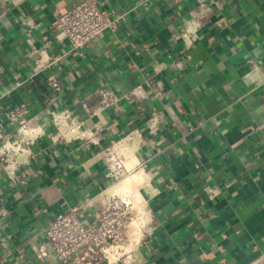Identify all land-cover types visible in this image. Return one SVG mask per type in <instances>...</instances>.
Masks as SVG:
<instances>
[{
  "label": "crops",
  "instance_id": "crops-1",
  "mask_svg": "<svg viewBox=\"0 0 264 264\" xmlns=\"http://www.w3.org/2000/svg\"><path fill=\"white\" fill-rule=\"evenodd\" d=\"M81 1L0 0V113L24 104L41 131L27 154L0 156V264H63L43 228L74 206L94 224L132 178L117 194L142 199L140 237L115 264L264 257V0H99L116 28L73 50L51 24ZM103 88L131 97L101 109ZM0 132V147L20 141L7 119ZM125 137L113 186L104 150Z\"/></svg>",
  "mask_w": 264,
  "mask_h": 264
},
{
  "label": "built area",
  "instance_id": "built-area-1",
  "mask_svg": "<svg viewBox=\"0 0 264 264\" xmlns=\"http://www.w3.org/2000/svg\"><path fill=\"white\" fill-rule=\"evenodd\" d=\"M51 28L56 36L67 40L73 50H79L87 46L91 41L108 29L116 28V21L111 17V13L100 6L99 0H82L74 4L68 11L55 17ZM29 31V28L25 29ZM50 66L48 63H40L39 68ZM39 69V70H40ZM49 84L55 90L59 89L58 79L54 75L48 76ZM140 87V86H139ZM139 87L136 88L139 91ZM101 109H105L120 101L123 97L130 98L129 95L119 96L113 90L102 89ZM27 109L24 104L18 106H7L0 113V125L6 119L18 125V132L21 135L20 141H6L0 147L1 160L5 161L11 151L14 153H25L27 149L23 146L29 139L38 137L41 133L39 129L31 128L25 117ZM54 124L59 129L72 121L69 110H63L53 118ZM152 125L157 123V119L151 120ZM76 127H71L70 132L75 133ZM4 135L0 132V139ZM64 137L58 133L57 139ZM127 137L113 143L104 150L109 161L110 175L115 179L113 186L120 182L129 171L127 160L130 155L125 151ZM0 164V173H1ZM12 176V173L9 172ZM130 195H118L115 192L105 194V203L96 215L94 224H86L80 216V207L74 206L67 212L60 214L51 220L44 228L43 234L51 245V250L57 259L63 264H68L70 259L81 249L85 248L84 254L79 255L75 264H99L101 260H106L109 264H115L124 257L130 250L126 246L130 242L129 227L134 220H142L143 205L135 207ZM5 210L0 209V215ZM38 257H48V251L44 246L34 248Z\"/></svg>",
  "mask_w": 264,
  "mask_h": 264
},
{
  "label": "rangeland",
  "instance_id": "rangeland-1",
  "mask_svg": "<svg viewBox=\"0 0 264 264\" xmlns=\"http://www.w3.org/2000/svg\"><path fill=\"white\" fill-rule=\"evenodd\" d=\"M122 179V178H121ZM124 179V178H123ZM122 179V180H123ZM123 184V183H122ZM122 184L118 185L116 188H114V190H112V192H115V193H118L119 192V188L122 186ZM132 184H136L135 182L132 183ZM118 189V190H117ZM135 201H133V200ZM132 202H134V206L137 207V205L139 206V203L136 201V198L134 199V196L132 197ZM141 203V202H140ZM137 204V205H136ZM140 222V225H141V220H134L132 223H131V226L128 228L129 229V246H126V248L129 250V249H133L134 246L136 245L134 240L138 239L139 237V234H140V230H139V227H138V223L137 222ZM133 231L132 233V236H130L131 232Z\"/></svg>",
  "mask_w": 264,
  "mask_h": 264
},
{
  "label": "bare ground",
  "instance_id": "bare-ground-1",
  "mask_svg": "<svg viewBox=\"0 0 264 264\" xmlns=\"http://www.w3.org/2000/svg\"><path fill=\"white\" fill-rule=\"evenodd\" d=\"M128 176V175H127ZM125 179V178H124ZM123 179V180H124ZM123 180H121V181H123ZM137 180V178H132V179H126L124 182H123V184H124V186H126V184H128L129 182H131V181H136ZM120 181V182H121ZM120 182H118V184L120 183ZM119 195V194H118ZM130 195V194H129ZM131 196V195H130ZM133 200V199H132ZM133 201H135V200H133ZM137 202H142V199H139V200H136ZM145 201V200H144ZM134 203V202H133ZM146 203V202H145ZM135 205V204H134ZM137 205V204H136ZM138 206V205H137ZM143 207H145L144 205H143ZM145 216V215H144ZM138 223V227H139V230H140V222L138 221L137 222ZM130 226H131V224H130ZM130 236H132V234H130ZM139 237H140V234H139ZM139 237H138V239H136V240H134V242H135V244L137 243V241L139 240ZM139 243V242H138ZM130 244H128L127 246H129Z\"/></svg>",
  "mask_w": 264,
  "mask_h": 264
},
{
  "label": "water",
  "instance_id": "water-1",
  "mask_svg": "<svg viewBox=\"0 0 264 264\" xmlns=\"http://www.w3.org/2000/svg\"><path fill=\"white\" fill-rule=\"evenodd\" d=\"M262 260H264V257H262V258H260V259H258V260H256V261H254V262H252V263H250V264H257V263H259V262L262 261Z\"/></svg>",
  "mask_w": 264,
  "mask_h": 264
}]
</instances>
